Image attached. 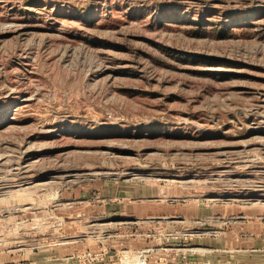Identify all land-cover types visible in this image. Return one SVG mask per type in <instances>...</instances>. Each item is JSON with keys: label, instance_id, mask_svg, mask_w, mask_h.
Masks as SVG:
<instances>
[{"label": "rangeland", "instance_id": "rangeland-1", "mask_svg": "<svg viewBox=\"0 0 264 264\" xmlns=\"http://www.w3.org/2000/svg\"><path fill=\"white\" fill-rule=\"evenodd\" d=\"M0 264H264V0H0Z\"/></svg>", "mask_w": 264, "mask_h": 264}]
</instances>
